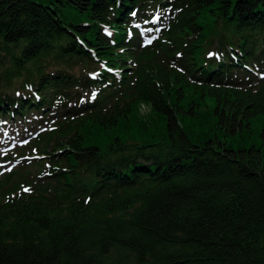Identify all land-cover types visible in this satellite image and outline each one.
<instances>
[{"label": "trees", "instance_id": "trees-1", "mask_svg": "<svg viewBox=\"0 0 264 264\" xmlns=\"http://www.w3.org/2000/svg\"><path fill=\"white\" fill-rule=\"evenodd\" d=\"M0 69L40 93L0 119L56 107L0 175V264H264V129L210 139L264 115V0H0Z\"/></svg>", "mask_w": 264, "mask_h": 264}, {"label": "rangeland", "instance_id": "rangeland-1", "mask_svg": "<svg viewBox=\"0 0 264 264\" xmlns=\"http://www.w3.org/2000/svg\"><path fill=\"white\" fill-rule=\"evenodd\" d=\"M230 23L234 24V22L232 20L230 21ZM139 29L141 30L142 27H140ZM142 32H144V31H142ZM149 35H150V33H148V32L142 33L141 35H139V38L144 41L146 38H148ZM51 48L53 49V47H51ZM6 59H7V57L4 60H6ZM126 65H128V64H126ZM26 71L28 72V75L30 73H34L35 72V70H33V69H26ZM75 72H77V68L75 69ZM27 76H26V78H27ZM12 78H14V72L11 69L4 70V71H2L0 69V83L3 82V79H4L5 83H6L8 80H10ZM20 81H21V78L19 80L16 79L14 81V83L18 84ZM17 84H16V86H17ZM5 86L7 88L4 89V90H0V94H5L6 96H12V97H15V95H17L16 92L14 93V91L11 90V87H9L8 84H6ZM146 114H148V108L146 106L140 105L138 107V116L142 117V116H145ZM83 126L85 127L86 125H83ZM252 126H253L252 131H250V133H248L247 135H246V131L243 130V138L241 140H239V138L237 136L233 137V135H231L229 133L224 134V133H220V132L212 133L210 135V139H212L213 135L215 134L217 136V139L220 142H223L224 145L226 144L227 147L232 149V150H237V149L242 148V147L247 148L249 146H258L259 143H260L259 130L260 129H264V115H261L257 119H255V122L252 123ZM156 131H157V134H155L154 137H152V138L149 137L148 143L151 144V143H154L155 141H159L160 140V135L162 134V132H160L159 128H156ZM78 135L83 138V140H84L83 142H85L87 139H90V136L88 134V131L86 132V129L80 128L79 131H78ZM197 136H198V134L194 135L192 137L190 136L191 137V141L194 142V143H198ZM153 138H155V140ZM9 140L10 139L8 138L3 143H1V140H0V157L2 155V151H3L4 147L7 148L5 152H7V154H9L8 147L14 148V147H17L19 145V139L17 140V142L15 144L10 143ZM138 141L139 140H133V139L132 140H126L125 145L132 147V145H135L136 142H138ZM103 144L104 143H99V145L95 146V148L98 149V150H101L102 148L110 145V144H107L106 146H103ZM1 145H2V147H1ZM8 165H9V167L12 170L13 169L12 165H10V164H8ZM35 169H36V167L33 166V167H29L26 171L27 172H33ZM7 170H9V169H7ZM3 171L4 170H2V172ZM121 208H122V206L120 205L119 208L115 207L114 210L118 211Z\"/></svg>", "mask_w": 264, "mask_h": 264}, {"label": "snow or ice", "instance_id": "snow-or-ice-1", "mask_svg": "<svg viewBox=\"0 0 264 264\" xmlns=\"http://www.w3.org/2000/svg\"><path fill=\"white\" fill-rule=\"evenodd\" d=\"M24 191H25V192H27V191H30V189H28V188H25V189H24Z\"/></svg>", "mask_w": 264, "mask_h": 264}, {"label": "bare ground", "instance_id": "bare-ground-1", "mask_svg": "<svg viewBox=\"0 0 264 264\" xmlns=\"http://www.w3.org/2000/svg\"><path fill=\"white\" fill-rule=\"evenodd\" d=\"M17 83H13V84H11V86L13 87V86H15Z\"/></svg>", "mask_w": 264, "mask_h": 264}]
</instances>
